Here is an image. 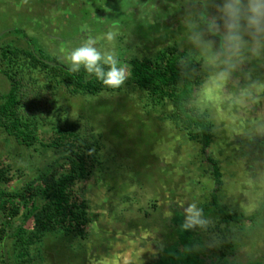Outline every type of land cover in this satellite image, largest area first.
I'll return each mask as SVG.
<instances>
[{"label":"rangeland","instance_id":"374dc122","mask_svg":"<svg viewBox=\"0 0 264 264\" xmlns=\"http://www.w3.org/2000/svg\"><path fill=\"white\" fill-rule=\"evenodd\" d=\"M190 1L0 0V46L30 45L67 64L61 49L71 50L90 36L116 30L113 44L101 39L97 47L114 51L127 70L129 60L153 57L171 47L195 54L202 61V85L194 106L207 109L212 123L208 154L217 161L222 179L217 198L249 214L264 201V90L253 87V98L240 93L264 84V47L258 54L246 51L224 85L209 93L205 84L215 69L189 37L194 24L203 26V15L218 14L223 0ZM14 28H21L28 42ZM217 37L204 39L218 43ZM15 58L11 70L22 80L21 110L36 123L38 136L47 140L54 127L62 125L93 142L91 172L75 185L87 204L89 223L81 236L47 238L42 247L45 264H147L158 254V243L172 238L166 213L183 211L191 202L212 222L206 230L196 229L206 242H230L223 251L232 252L237 261L264 263V209L253 222L233 223L217 213L210 165L199 141L171 120L167 100H151L129 77L116 91L71 94L32 66L29 57ZM9 87L0 72V95ZM55 155L38 143L21 146L0 130V165L15 175L2 187H18Z\"/></svg>","mask_w":264,"mask_h":264},{"label":"trees","instance_id":"16d2710c","mask_svg":"<svg viewBox=\"0 0 264 264\" xmlns=\"http://www.w3.org/2000/svg\"><path fill=\"white\" fill-rule=\"evenodd\" d=\"M13 31L28 42L21 28ZM41 52L30 45L27 49L0 46V72L10 83L8 91L0 95V130L21 146L32 147L38 143L56 153L16 188L2 187L15 175L0 165V264H45L42 247L47 238L58 234L82 235V228L89 223V218L87 204L79 198L75 185L89 176L94 161L93 142L84 141L71 127L57 125L47 140L38 136L36 123L21 110L23 84L18 73L11 70V65L17 63L15 57L20 54L29 57L32 66L41 69L47 79L63 85L71 94L95 95L119 89L105 87L83 68L76 73L70 72L69 65ZM127 63L130 82L155 102L167 100L174 124L190 139L199 141L211 168L214 182L211 198L217 213L233 223L253 222L263 211L264 201L253 212L244 214L227 207L217 198L222 179L217 161L208 154L213 136L212 123L207 109L194 106L197 90L202 85L201 59L192 52L171 47L153 57L135 58ZM182 221L183 211L174 208L168 219L172 238L158 243V254L147 264H264L259 260L237 261L232 252L223 251L231 246L230 242L208 243L196 229L181 230ZM7 242L10 248H6Z\"/></svg>","mask_w":264,"mask_h":264},{"label":"clouds","instance_id":"9594fccd","mask_svg":"<svg viewBox=\"0 0 264 264\" xmlns=\"http://www.w3.org/2000/svg\"><path fill=\"white\" fill-rule=\"evenodd\" d=\"M217 9L216 15H203V26L194 24L189 37L190 42L204 52L207 63L215 69L205 84L209 93L213 88L224 85L231 72L243 62L246 51L258 54L264 47V0H223ZM112 27L116 29L117 25L113 24ZM117 35L118 31L109 30L100 37H88L80 46L71 50L61 49L69 71L76 73L83 68L105 87L120 88L130 75L127 67L121 65L114 51H102L97 47L101 39L113 44ZM206 35L218 36V43L215 39H204ZM253 87L264 90V84H254L243 89L240 96L253 98ZM166 216H171V212H167ZM211 224L204 209L196 202L183 207V221L179 226L181 230H206Z\"/></svg>","mask_w":264,"mask_h":264}]
</instances>
